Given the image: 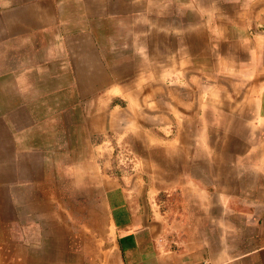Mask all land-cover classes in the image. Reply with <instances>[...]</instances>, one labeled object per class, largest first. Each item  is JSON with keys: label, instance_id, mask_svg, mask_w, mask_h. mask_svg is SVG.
Returning a JSON list of instances; mask_svg holds the SVG:
<instances>
[{"label": "crops", "instance_id": "crops-1", "mask_svg": "<svg viewBox=\"0 0 264 264\" xmlns=\"http://www.w3.org/2000/svg\"><path fill=\"white\" fill-rule=\"evenodd\" d=\"M31 99L0 264H264V0H0V130Z\"/></svg>", "mask_w": 264, "mask_h": 264}, {"label": "rangeland", "instance_id": "rangeland-1", "mask_svg": "<svg viewBox=\"0 0 264 264\" xmlns=\"http://www.w3.org/2000/svg\"><path fill=\"white\" fill-rule=\"evenodd\" d=\"M70 102L73 101L69 98H64L65 104ZM43 104L45 102L40 99L28 100L26 108H28L29 112L33 110L38 115L20 116L23 120L18 124L16 121V126L12 132L0 130V236L5 235L8 229L6 221L9 218V209L14 198L13 194H10L12 189L23 185H29L31 188L37 187L45 177L48 176L49 178L55 173L57 163H59L56 160L55 153H48L46 160L44 155H42L43 149H40V143L45 144L47 142L52 144L54 139L46 138L45 134L40 133L42 131L37 128L36 124L41 123V120L46 118L49 123L55 124L51 120H55L57 117L55 115L46 116L44 109H41ZM30 119H32L31 122ZM13 140L15 142L14 148L9 147V145H12L9 141ZM49 148L50 146L45 148V150ZM62 157L64 159L69 158L68 153L64 152ZM117 166L119 167L118 161ZM11 193L14 192L12 191ZM22 194L19 196L23 197ZM26 197L32 199V197H37V195L30 193ZM3 221L5 222L3 223Z\"/></svg>", "mask_w": 264, "mask_h": 264}, {"label": "built area", "instance_id": "built-area-1", "mask_svg": "<svg viewBox=\"0 0 264 264\" xmlns=\"http://www.w3.org/2000/svg\"><path fill=\"white\" fill-rule=\"evenodd\" d=\"M117 161L119 168L128 169L130 166H134L136 157L129 148H122L117 154Z\"/></svg>", "mask_w": 264, "mask_h": 264}]
</instances>
